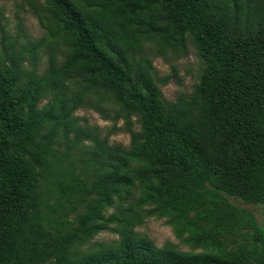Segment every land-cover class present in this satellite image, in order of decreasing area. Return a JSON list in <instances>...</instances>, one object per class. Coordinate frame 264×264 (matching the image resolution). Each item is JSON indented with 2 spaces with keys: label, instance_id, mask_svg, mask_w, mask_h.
Segmentation results:
<instances>
[{
  "label": "trees",
  "instance_id": "16d2710c",
  "mask_svg": "<svg viewBox=\"0 0 264 264\" xmlns=\"http://www.w3.org/2000/svg\"><path fill=\"white\" fill-rule=\"evenodd\" d=\"M46 1L76 47L43 78L32 71L23 79L13 51L0 59V264H264V227L229 202L264 203V4L242 24L237 0H105L106 24L74 0ZM187 33L204 62L195 99L164 109L151 74L136 72L124 41L147 34L175 50ZM77 65L143 121L129 151L101 147L116 162L90 182L69 186L70 176H60L61 197L75 195L74 211L84 210L71 227L58 220L51 227L41 212L42 181L55 175V132L62 126L67 133L71 123L63 105L38 103L45 84ZM47 123L53 129L41 134ZM132 187L140 192L134 205L154 207L206 251L158 247L137 234L128 226L132 203L115 244L74 254L75 243L102 227L103 209Z\"/></svg>",
  "mask_w": 264,
  "mask_h": 264
},
{
  "label": "rangeland",
  "instance_id": "374dc122",
  "mask_svg": "<svg viewBox=\"0 0 264 264\" xmlns=\"http://www.w3.org/2000/svg\"><path fill=\"white\" fill-rule=\"evenodd\" d=\"M74 1L88 14L100 17L106 24L112 22L105 0ZM225 1L235 6L234 0ZM237 1L242 5V24L247 16L255 14L256 7L262 8L264 4V0ZM231 11L235 12V7ZM144 23L147 20L141 22L139 33L144 30ZM139 35L134 38L127 36L124 45L129 58L136 64V72L147 69L151 74L159 89L162 107L165 109L170 104L194 101L195 87L204 62L192 35L187 33L184 45L175 50L163 46L156 39L145 37L147 34ZM75 47V37L53 19L46 0H0V59H4L6 52L17 53L21 59L23 79H27L32 71L43 78L53 67L62 69ZM49 105L57 109H62L63 105L71 127L66 133L59 126L55 132L52 144L55 151L51 159L55 175H49L42 181L44 198L41 212L51 227H54L56 220L64 224L62 227H71L77 213L84 210V205H79L74 211L75 195L67 194L68 199L62 198L64 186L90 182L97 174L110 168L116 159L104 153L101 147L129 151L135 146L132 137L141 131L143 120L131 105H124L111 98L104 89L94 87L88 71L82 65L69 68L54 84L44 85L38 106L46 108ZM53 127V123H47L41 134ZM67 174L70 177L62 186L60 176ZM139 194V188L132 187L121 201L113 198L102 211L99 220L102 227L75 243L72 252L88 254L115 244L125 228L123 217L127 213L124 208L132 203L135 211L130 216L128 226L137 234L150 238L158 247H169L179 252L206 251L187 230L170 223L154 207L134 205ZM229 202L255 217L264 227V203H245L234 198H230ZM248 229L241 231L246 233ZM236 234L241 240L239 231Z\"/></svg>",
  "mask_w": 264,
  "mask_h": 264
}]
</instances>
